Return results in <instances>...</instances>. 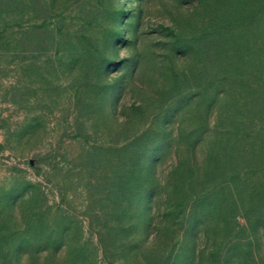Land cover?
<instances>
[{"label":"rangeland","instance_id":"obj_1","mask_svg":"<svg viewBox=\"0 0 264 264\" xmlns=\"http://www.w3.org/2000/svg\"><path fill=\"white\" fill-rule=\"evenodd\" d=\"M18 20L0 42V197L22 177L53 223L71 225L55 259L44 250L36 264L63 262L77 242L91 253L77 264H159L175 240L160 215L172 189L185 196L233 174L246 212H229L232 194L215 188L191 242L195 264H214L233 214L252 243L229 264H264V194L258 211L245 203L264 180V0H0V24ZM33 116V132L12 134ZM162 137L150 231L128 237L132 250L107 234L104 252L91 222L107 218L98 198L114 148ZM29 201L16 202L14 222Z\"/></svg>","mask_w":264,"mask_h":264},{"label":"trees","instance_id":"obj_2","mask_svg":"<svg viewBox=\"0 0 264 264\" xmlns=\"http://www.w3.org/2000/svg\"><path fill=\"white\" fill-rule=\"evenodd\" d=\"M19 20L17 22L5 21L0 24V42L5 40V43H9L10 40L7 41L9 35L6 36L7 30L13 25L21 26L18 24ZM37 119V116L31 117L15 129L12 134L21 137L33 132ZM202 132L199 134V140ZM167 147L168 141H164L162 137L140 145H136L135 141L131 140L114 148L119 156L112 160L111 165L114 169L105 176L102 185L106 192L98 198V201H103L102 209L107 218L101 223H95L93 220L91 222L104 252H110L111 254L109 245L104 244L105 235L107 234L113 236L111 244H118L115 247L123 249L128 246L127 249L132 250L138 244L137 241H128V237L139 229L142 232L145 231V233L150 231L152 224L151 204L158 192L156 165L161 156L160 154ZM3 148L4 143L0 141V151ZM246 152L249 153V151ZM140 155L145 156L143 160L140 157L138 159ZM179 165H175L170 173L174 188H176L178 182L177 168ZM206 173L205 171L203 176L206 177ZM234 177V174L230 178L221 177L220 181L211 186L204 183L209 179V177H206L199 190L190 194L187 193L185 196L172 189V195L167 198L160 215L161 222H163L161 230L175 235V240L159 264L196 263L195 249L191 242L195 239L198 228L203 221L205 202H208L217 193L216 190L219 187L228 188L229 193L232 194V207L229 212L239 210L240 207H242L241 212H246L244 203L241 202L243 199L241 200L240 197L239 199L235 198L237 196L235 192L238 193L239 191L237 186L235 187ZM216 187L218 188L215 190ZM36 189L37 183L22 177H14L0 197V264H17L20 257L25 253L33 255L32 264H36L39 252L50 251L54 257L63 244L64 234L71 225L66 222L65 217L54 223L52 218L47 217L46 213L40 209L39 204L36 203V200L33 199V191ZM247 190L245 203L251 204L253 210L258 211L263 207V203L261 202L259 205L258 202L262 200L261 196L264 194V180L250 184ZM25 195H28L29 204L20 213L21 223L14 222L17 219L12 214L14 212L13 207ZM179 217L181 220L178 221L177 218ZM223 224V241L210 252L214 264H219L220 260L225 264H229L235 258H239L241 253H245L247 247H250V243H252L251 237L244 233L246 227L238 224L234 214L231 217V222L230 218L225 215ZM250 232L252 237L255 236V225L250 228ZM238 248L239 250H237ZM87 249L86 243H74L63 262H55L54 257L52 264L84 262L89 259L91 254Z\"/></svg>","mask_w":264,"mask_h":264}]
</instances>
